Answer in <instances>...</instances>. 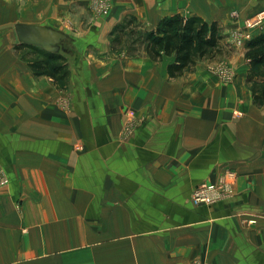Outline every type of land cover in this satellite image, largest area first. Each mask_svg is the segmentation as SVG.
<instances>
[{
    "label": "crops",
    "instance_id": "1",
    "mask_svg": "<svg viewBox=\"0 0 264 264\" xmlns=\"http://www.w3.org/2000/svg\"><path fill=\"white\" fill-rule=\"evenodd\" d=\"M193 2L196 17L209 20L202 11L211 5ZM246 2L219 0L212 9ZM70 3L1 1L0 34L1 6L16 24L81 34V12ZM192 3L138 0L136 14L157 21ZM98 53L67 62L68 83L59 89L9 46L0 48V264L245 259L234 239L239 222L226 217L235 201H191L199 184L215 183L224 170L237 174L233 196L264 198V106L254 104L245 77L223 84L197 65L169 78L173 56ZM248 243L255 249L253 237Z\"/></svg>",
    "mask_w": 264,
    "mask_h": 264
},
{
    "label": "rangeland",
    "instance_id": "2",
    "mask_svg": "<svg viewBox=\"0 0 264 264\" xmlns=\"http://www.w3.org/2000/svg\"><path fill=\"white\" fill-rule=\"evenodd\" d=\"M1 1L16 0H0V2ZM67 1H71L69 4L70 7L68 6L70 10H78L81 12L75 21H78V23L82 25L83 32L78 34L80 32L66 33L62 31L66 34L68 39L63 42L62 45H60L58 53L50 54L55 56L61 55L65 57L66 67L68 69V77L70 69L67 62H75L78 53H89L93 56L94 54L100 55L98 52H102V55L104 54L107 57L109 55H114L118 58L144 56L145 53L141 49L140 45L138 46L137 42L135 44L131 42V37L128 34V31L130 32L131 29H134L136 34L141 36L140 34H142L144 31L153 30L160 20L171 16L168 15L161 17L157 21L156 19L150 20L139 18L136 14V11L138 10V7H136V5L138 6V0ZM218 1L219 0H204L206 6L203 8L208 9V7L210 5L211 6L209 10L202 11L203 14L209 18V20L205 18L203 19L208 22L216 21L219 24L223 35L222 43L227 49L228 56L223 57L221 60L215 62L200 61L198 65H200L199 67L202 66L203 73L207 74L211 78H214L215 80H219L223 84H231V82H233L237 76H243L245 77L246 83L248 85L247 80L249 78L248 75L250 62L246 56L247 47L245 45L250 39L259 36L261 33H264V31H262L264 30V19L260 21L259 25L252 29H248L246 23L248 21L254 22L259 19L260 13L264 12V0H247L246 7L242 9L229 5L226 8H220L213 11L212 7H214V3L216 4ZM193 3L187 4V6L184 7L185 10L182 12V14H175H178L183 18L196 16L193 13L196 3ZM102 6L107 7V12L105 14L101 11ZM254 7L258 9H254ZM1 8L3 10V13L1 14V23L3 26L0 34V48L9 46L12 50V53L27 64L33 60H41L42 58H39V55L34 53L33 50L28 49L24 46V44H20L18 42L14 31V25L16 22L6 20L7 18H11L13 16L9 14L8 8L2 6ZM252 9L256 10L255 13H250ZM112 16H115L116 19L112 20L110 22L111 25L108 27L106 21L111 19ZM129 22L133 23L131 27L126 26ZM107 28L108 30L106 31ZM121 29H123V31L120 33L121 35H119L118 32ZM247 32L250 34V39L245 36ZM119 38L120 42H118ZM80 41L84 43L88 41H95V43L86 49L84 46L81 48L80 44L82 42L80 43ZM100 42L102 44H100ZM71 45L73 46V49H68V47ZM99 45L104 46L99 47ZM238 59L239 61H237ZM194 71L190 73H193ZM67 81L68 78L66 83L61 85L54 80L59 89H63L67 85ZM248 87L251 91L249 85ZM229 174L233 175V179L231 180L226 178L228 184L230 185L231 194L219 195L215 201L212 203H206L204 205L207 207H214L219 205L221 202H227V206H229L231 201L232 203L235 201L234 208H231V212L230 210L227 211L226 217L231 218V220H238L239 226L237 231L234 232V239H236V237L238 238L240 244L242 245V250L245 252V254L249 255L236 264H264V225L262 223L264 221V198L253 197L252 192H243V195H246L245 197L233 196L235 194V190L233 188L234 181L237 178V174L231 170H224L216 179V181H214L215 183L203 182L201 184L205 183L210 185H218L219 182ZM250 214L251 216L245 219V216ZM252 237L254 238V243H256L255 249H253L251 244V246L248 245V242H250Z\"/></svg>",
    "mask_w": 264,
    "mask_h": 264
},
{
    "label": "trees",
    "instance_id": "3",
    "mask_svg": "<svg viewBox=\"0 0 264 264\" xmlns=\"http://www.w3.org/2000/svg\"><path fill=\"white\" fill-rule=\"evenodd\" d=\"M129 22L126 26L131 27ZM124 29V27H123ZM121 29L118 34L123 31ZM128 34L131 42L141 47L152 61L163 57L173 56V61L167 67L169 78L183 76L192 72L200 61H218L228 56L223 45V35L219 24L207 22L201 17H181L178 14L163 18L156 27L144 31L141 36L131 29ZM120 42V38L118 39ZM42 58L29 62V68L36 75L53 78L64 85L68 78L66 59L61 55H52L36 46L24 45ZM246 56L250 62L248 85L250 86L253 102L257 107L264 106V33L250 39L246 45ZM54 54V53H53Z\"/></svg>",
    "mask_w": 264,
    "mask_h": 264
},
{
    "label": "water",
    "instance_id": "4",
    "mask_svg": "<svg viewBox=\"0 0 264 264\" xmlns=\"http://www.w3.org/2000/svg\"><path fill=\"white\" fill-rule=\"evenodd\" d=\"M14 31L20 44L36 46L52 53H58L60 45L68 39L65 33L48 26L17 23Z\"/></svg>",
    "mask_w": 264,
    "mask_h": 264
},
{
    "label": "built area",
    "instance_id": "5",
    "mask_svg": "<svg viewBox=\"0 0 264 264\" xmlns=\"http://www.w3.org/2000/svg\"><path fill=\"white\" fill-rule=\"evenodd\" d=\"M101 11L105 14L107 12V7L102 6ZM264 19V12L260 13L259 19L251 22L248 21L247 27L248 29H252L255 26L260 24V21ZM247 38L250 37V34L247 32L245 35ZM250 39V38H249ZM228 180L233 179V175L229 174L222 179L219 184L217 185H210V184H201L200 186L196 187L193 191V194L191 196V201L193 205L195 206H202L206 203H212L219 197V195H230V185L228 184ZM5 181H0V185H5ZM191 264H202L200 261L194 260L191 262Z\"/></svg>",
    "mask_w": 264,
    "mask_h": 264
}]
</instances>
